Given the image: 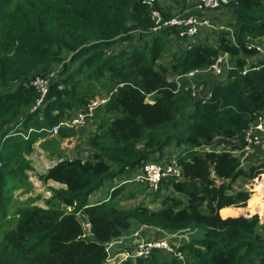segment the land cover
Masks as SVG:
<instances>
[{"label": "trees", "instance_id": "16d2710c", "mask_svg": "<svg viewBox=\"0 0 264 264\" xmlns=\"http://www.w3.org/2000/svg\"><path fill=\"white\" fill-rule=\"evenodd\" d=\"M167 1L170 7L160 0H67L50 15L41 2L8 7L12 20L0 21V137L19 122L51 128L91 100L86 87L93 80L102 81L108 93L107 102L94 113L104 111L109 120L99 125L91 140L95 151L90 159H61L44 175L63 186L55 197L68 210L50 206L23 213L17 228L0 236V264H102L107 243L121 238L132 222L157 235L183 228L202 230L190 245L177 247L169 240L187 253L188 264H264V240L253 236L258 223L264 226V214L260 218L246 209L248 202L258 203L254 200L259 181L264 185V159L258 157L245 168L230 149L196 151L235 144L240 150L237 143H244L245 131L264 117V59L253 61L255 50L245 46L250 39L264 38V0H229L221 10L229 15L232 36L228 31L213 32V44L191 49H183L176 26L152 32L153 8L169 19L184 12L190 0ZM134 34L137 43L115 49ZM221 53L230 55L233 68L224 71L223 81L205 82L211 97L193 98L184 79L174 93L176 76L212 64ZM60 64V77L50 80L41 97L33 81ZM84 68L87 74L80 76ZM169 146L182 148L174 160L182 168V178L168 176L158 187L165 182L170 194L182 198L166 196L156 210L143 204L125 208L114 201L118 192L113 190L103 201L87 203L112 164L117 167L113 174L138 170L147 161H160ZM3 157L0 153V161ZM240 178L249 186L236 188ZM79 215L89 224L91 236L85 235ZM160 236L151 240L165 238ZM161 253L172 257L160 263ZM123 264L182 262L172 253L152 249L148 256Z\"/></svg>", "mask_w": 264, "mask_h": 264}, {"label": "rangeland", "instance_id": "374dc122", "mask_svg": "<svg viewBox=\"0 0 264 264\" xmlns=\"http://www.w3.org/2000/svg\"><path fill=\"white\" fill-rule=\"evenodd\" d=\"M67 0H0V21L5 19L12 20L13 14L12 10L7 12L10 4L13 5L17 3L20 7H28L34 3H42V10L50 15L55 8L62 7ZM188 1V0H187ZM186 1V3H187ZM198 0H190L186 4L190 8V3ZM162 6L170 7V1L160 0ZM210 17L213 21L220 25H229V15L225 10H216L210 13ZM264 37V36H263ZM210 44L215 42V36L213 34H208L206 37ZM137 34H134L129 42L120 41L115 49L118 50L125 46H132L137 43ZM174 49H179V45H176ZM227 57H230L228 53ZM62 61L61 63H64ZM163 63L168 64L169 60L163 59ZM79 63V62H78ZM77 65V64H76ZM62 69V65H53L47 68L44 72V79L50 80L57 79L60 77L59 71ZM87 70L84 68L79 71L80 76H85ZM225 73L221 76H213L210 73H204L197 76L196 81L203 83L205 82L209 85L225 79ZM42 78L41 76H39ZM38 78V77H37ZM87 97L90 99H103L107 97L105 87L102 81L93 80L91 85L86 87ZM147 102H151V95L147 96ZM97 112V111H96ZM95 112V113H96ZM94 113V115H95ZM25 114H21L23 117ZM94 115L92 117H94ZM20 117V118H21ZM88 119L87 123L77 129H72L71 134H50L49 127H45V132H41L36 127L24 126L20 122L14 123L13 128L7 129L6 136L0 137V153L4 156L0 161V180L3 175V179L0 182L3 186V193L0 194V203L2 202V207H0V236L3 233L13 231L17 228L19 219L22 217L23 213L29 212L34 208L48 209V207L53 206L61 210H68L67 207L59 202L55 197V192L63 189L62 185L48 181L45 179L44 175L47 170L55 165L59 160L64 158H81L83 160H88L91 158L95 149L91 145V140L94 135L98 133V127L100 124H104L109 117L104 113V111H98L95 119ZM22 119L18 120L21 121ZM93 121V122H92ZM33 123V120L30 122ZM30 127L33 131L29 132V135L24 138L20 134L23 132L27 134ZM18 129V131H17ZM7 137V138H6ZM6 139V140H5ZM9 139L7 147L3 146V143ZM5 140V141H4ZM242 146L240 150H236L238 146L235 144L234 148L227 145H214L211 147L200 148L196 150L197 152H202L204 149H216L227 150L237 156L241 166L247 168L251 162L258 159V157L251 158L249 154L243 152L242 141L237 143ZM182 148L169 146L165 148L160 157V161L164 163H170L175 160V155L177 151ZM157 154L155 159L157 158ZM167 156L169 159H165ZM117 169L115 164H112L111 171L106 174L104 182L98 190L94 191L89 197L87 203L89 205L95 204L96 202L103 201L106 199L110 193L117 190V195L114 197V201L118 202L123 207H129L134 204H143L148 206L150 209H159L163 199L166 196H174L176 198H182L179 194H170L171 188L165 185V182L161 184V189L159 190V183L155 187L148 186L144 180H140L133 175L134 171H126L120 174H113ZM249 186L247 182L240 178L235 183L236 188ZM147 186V187H146ZM259 197L254 201L258 202L259 212L261 213L264 208V187L261 184V180L257 184ZM4 198V201L3 199ZM253 201V202H254ZM5 202V206L4 203ZM51 202L50 205L48 203ZM256 203H254L255 205ZM239 210L234 211V215L238 213ZM248 212V211H247ZM250 214L252 212L249 211ZM248 213V214H249ZM81 223L85 229V235L91 236L90 226L86 219L81 215L78 216ZM164 235V239L171 240L177 247H182L185 245L192 244V241L200 238L203 235V231L198 228H183L172 231H165L161 233ZM157 235L156 231L151 228L141 227L138 223L132 222L130 226L123 231L121 238L125 242H136L143 240H151L152 238L160 237ZM258 235L264 240V226L261 223L255 227L253 231V236ZM183 253V259H179L182 264H188L189 256L187 253ZM171 255L161 253L158 256L159 262H163L166 259H170ZM164 257V258H163ZM150 258V257H149ZM147 258V259H149ZM160 262V263H161Z\"/></svg>", "mask_w": 264, "mask_h": 264}, {"label": "built area", "instance_id": "2783aa9c", "mask_svg": "<svg viewBox=\"0 0 264 264\" xmlns=\"http://www.w3.org/2000/svg\"><path fill=\"white\" fill-rule=\"evenodd\" d=\"M228 2L229 0H198L193 7L169 19H164L160 11L153 8L152 18L154 20V27L152 28V32L159 31L162 26H176L184 45L183 49H191L198 44H210V41L204 38L209 33L228 31V35L231 37L233 34L232 28L215 23L213 18L209 16L211 12L220 10ZM245 46L248 49L255 50L253 55L254 58H264V38L260 40L250 39ZM232 68L233 65L230 57H227L226 53H221L212 64L176 76L175 82L177 86L174 93L180 88L179 81L184 79L189 83V85L185 87V90H189L192 97L196 99L209 98L211 97V92L203 83L196 81L197 76L210 73L213 76L219 77L224 74V71L231 70ZM243 73L245 72L243 71ZM32 84L41 93V97H43L47 90L48 80L43 77H38ZM107 100L108 97L103 99H91L82 108L75 109L71 115L54 125L49 131L56 134L60 128L72 129L83 126L87 123L88 119L92 117L94 111L105 104ZM30 131H33V129H28L27 134L23 132H20V134L26 138ZM243 152L249 154L250 157H260L264 159V117L252 124L245 131ZM133 175L140 180H144L150 187L157 186L160 180L168 176H174L176 178L182 177L181 167L176 161L164 163L156 160L147 161L142 168L134 170ZM262 180L264 181V177ZM257 206L258 203L255 205L253 204L250 208L247 207V211L248 213L249 211L252 212V214L249 213L250 215L258 214L259 217L262 218L264 208L260 213L258 211L260 207ZM152 249L164 250L168 253H172V255L179 259H183L181 252H179L176 247H173L171 241L166 239L136 241L133 245H130L122 238H116L107 243L102 264H123L129 259L135 261L138 258L148 256Z\"/></svg>", "mask_w": 264, "mask_h": 264}, {"label": "clouds", "instance_id": "9594fccd", "mask_svg": "<svg viewBox=\"0 0 264 264\" xmlns=\"http://www.w3.org/2000/svg\"><path fill=\"white\" fill-rule=\"evenodd\" d=\"M197 2H198V1H197ZM226 26H228V25H226ZM229 27L232 28V30H233V27H231V26H229ZM252 59H253V61H256L257 59H264V58L260 57V58H257V59H256V58H254V57L252 56ZM107 97H108V95H107ZM193 98H194V97H193ZM195 99H196V98H195ZM198 99H201V98H198ZM202 99H203V98H202ZM206 99H208V98H206ZM33 109H34V108H33ZM64 118H65V117H64ZM64 118H62V120H63ZM62 120H60V121H62ZM60 121H59V122H60ZM59 122H58V123H59ZM58 123H56V124H58ZM56 124H55V125H56ZM84 125H85V124H84ZM53 126H54V125H53ZM53 126H52V127H53ZM52 127H51V128H52ZM30 128H31V127H30ZM51 128H49V130H50ZM42 129H43V130H41V129H39V130H41V132H42V131H45V128H42ZM72 129H77V128H72ZM72 129L60 128L59 131H58V133L61 132L62 130L66 131V130H72ZM49 133H50V134H55V133H52V132H50V131H49ZM58 133H56V134H58ZM176 163H177V162H176ZM179 166H180V165H179ZM180 167H181V166H180ZM133 171H134V170H133ZM181 173H182V168H181ZM181 178H182V177H181ZM177 179H180V178H177ZM160 181H161V180H160ZM246 208H247V207H246Z\"/></svg>", "mask_w": 264, "mask_h": 264}, {"label": "crops", "instance_id": "0c3cea01", "mask_svg": "<svg viewBox=\"0 0 264 264\" xmlns=\"http://www.w3.org/2000/svg\"><path fill=\"white\" fill-rule=\"evenodd\" d=\"M251 158H254V157H251ZM247 207H248V208H250V207H251L250 203L247 205ZM246 209H247V208H246Z\"/></svg>", "mask_w": 264, "mask_h": 264}]
</instances>
